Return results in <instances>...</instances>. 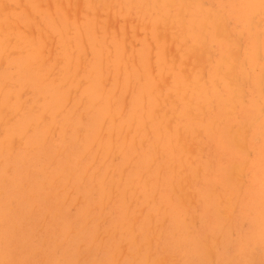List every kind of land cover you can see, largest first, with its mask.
<instances>
[{"label":"rangeland","instance_id":"1","mask_svg":"<svg viewBox=\"0 0 264 264\" xmlns=\"http://www.w3.org/2000/svg\"><path fill=\"white\" fill-rule=\"evenodd\" d=\"M0 264H264V0H0Z\"/></svg>","mask_w":264,"mask_h":264},{"label":"bare ground","instance_id":"2","mask_svg":"<svg viewBox=\"0 0 264 264\" xmlns=\"http://www.w3.org/2000/svg\"><path fill=\"white\" fill-rule=\"evenodd\" d=\"M196 66V65H195ZM101 93V92H100ZM54 95V94H53ZM94 95V94H93Z\"/></svg>","mask_w":264,"mask_h":264}]
</instances>
